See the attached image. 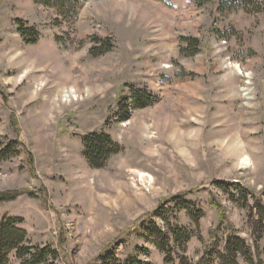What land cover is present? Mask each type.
<instances>
[{"label": "rangeland", "instance_id": "374dc122", "mask_svg": "<svg viewBox=\"0 0 264 264\" xmlns=\"http://www.w3.org/2000/svg\"><path fill=\"white\" fill-rule=\"evenodd\" d=\"M77 2L73 18L0 0V151L15 144L0 160V194L12 197L0 217L20 218L31 244L56 251L42 264H165L147 232L153 221L166 229L164 215L194 230L182 253L191 264L229 225L264 264V221L251 210L264 200V11L222 0ZM135 91L147 106L132 105ZM96 132L118 146L100 167L84 154ZM236 184L251 191L246 207ZM200 210L197 230L190 213Z\"/></svg>", "mask_w": 264, "mask_h": 264}, {"label": "trees", "instance_id": "16d2710c", "mask_svg": "<svg viewBox=\"0 0 264 264\" xmlns=\"http://www.w3.org/2000/svg\"><path fill=\"white\" fill-rule=\"evenodd\" d=\"M199 1V0H198ZM225 1L229 2V7H245L246 9H255L258 12L264 11V0H222V4H226ZM36 4L44 6H52L61 15L69 16L73 18L76 16L77 12V0H35ZM222 8V7H221ZM25 36H35V31L33 28H27ZM35 40V39H34ZM37 40V39H36ZM107 46L105 50H111V47L105 43ZM141 93V92H140ZM137 91L133 93L132 105L135 107L147 106L150 102V96L146 93L140 94ZM122 104V103H121ZM123 119H127V115L123 116ZM84 144V154L93 167L104 166V164L110 159L113 153H117V144L113 143L110 136L107 134L100 133H90L83 138ZM15 144H10L5 146L3 150L0 151V160L12 152V147ZM16 151V149L14 150ZM221 183V182H220ZM238 189L241 196L237 199L238 202L243 201L242 207H246L247 199L250 194V190L243 187L240 184ZM221 188L226 191L228 187L222 183ZM264 193V192H263ZM12 198L11 196L6 197L0 194V201L8 200ZM233 200H236L235 196L232 195ZM172 202L176 201L177 204L181 206H189L190 202L180 199L175 196L171 199ZM169 201V202H171ZM214 204V203H213ZM218 205V204H216ZM221 220L225 218L224 212L220 206H216ZM252 207V208H251ZM251 210H255L253 218L256 221H264V200L258 197L254 204L251 205ZM164 208L163 203L159 206V209ZM196 217L197 230H199L200 219L203 216V211L190 213ZM162 220L167 221L166 229H163L155 221H153L147 228L148 234L151 236V241L165 254L164 262L165 264H191L189 258L186 254H182L186 251V245L195 235L194 230L188 229L185 226L179 224H170L167 217L164 215ZM255 222V221H254ZM22 220L18 217L5 215L0 217V264H10L11 254H14L16 258L21 261V264H42L45 263L49 256L56 257V251L48 246L33 245L27 239V232L25 229L19 226ZM229 234L223 239L219 236V229L212 231L213 245L209 246L204 255L199 260L197 264H240L239 258L243 257L248 262H254L253 250L251 246L247 243L246 239L238 235L234 231L233 225H229ZM233 228V231H232ZM218 235V237H217ZM255 242L261 238V233L254 232ZM225 242L224 251H218L220 243ZM222 244V243H221ZM179 248V251H178ZM108 257L112 256V253H108ZM182 254V255H181ZM132 260H128L126 264H130Z\"/></svg>", "mask_w": 264, "mask_h": 264}, {"label": "bare ground", "instance_id": "6f19581e", "mask_svg": "<svg viewBox=\"0 0 264 264\" xmlns=\"http://www.w3.org/2000/svg\"><path fill=\"white\" fill-rule=\"evenodd\" d=\"M248 158V157H247ZM244 162L245 163H248V160L246 159V158H244ZM148 176V174L147 173H144V172H141L140 173V177L143 179V178H145V177H147Z\"/></svg>", "mask_w": 264, "mask_h": 264}]
</instances>
